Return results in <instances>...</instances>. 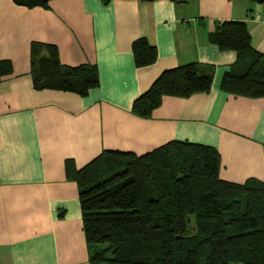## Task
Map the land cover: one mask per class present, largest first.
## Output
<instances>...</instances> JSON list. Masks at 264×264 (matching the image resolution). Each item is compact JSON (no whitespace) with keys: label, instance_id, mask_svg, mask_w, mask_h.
I'll use <instances>...</instances> for the list:
<instances>
[{"label":"crops","instance_id":"0c3cea01","mask_svg":"<svg viewBox=\"0 0 264 264\" xmlns=\"http://www.w3.org/2000/svg\"><path fill=\"white\" fill-rule=\"evenodd\" d=\"M0 0V264H88L77 189L64 162L79 169L102 151L137 156L170 141L213 147L219 179L264 184V98L223 93L234 53L208 40L216 23H245L264 56V0ZM143 38L153 64L135 67L130 44ZM55 46L65 66L96 68L86 96L35 90L30 43ZM44 53V52H42ZM196 63L211 75L205 93L164 96L148 117L131 103L164 70Z\"/></svg>","mask_w":264,"mask_h":264},{"label":"trees","instance_id":"16d2710c","mask_svg":"<svg viewBox=\"0 0 264 264\" xmlns=\"http://www.w3.org/2000/svg\"><path fill=\"white\" fill-rule=\"evenodd\" d=\"M208 40L235 56L219 90L264 98V56L251 48L245 23H216ZM130 50L135 67L156 59L143 38L133 40ZM202 69L188 63L162 71L130 112L148 117L164 96L207 92L211 75ZM11 70L9 61L0 60V79ZM28 73L35 90L84 97L98 85L93 65H62L49 44L30 43ZM219 168L213 147L180 141L139 156L102 151L79 169L66 160L64 176L77 189L88 264H264V184L223 181Z\"/></svg>","mask_w":264,"mask_h":264},{"label":"water","instance_id":"95a60500","mask_svg":"<svg viewBox=\"0 0 264 264\" xmlns=\"http://www.w3.org/2000/svg\"><path fill=\"white\" fill-rule=\"evenodd\" d=\"M47 0H24L22 4L26 6H35V5H42L46 2Z\"/></svg>","mask_w":264,"mask_h":264}]
</instances>
